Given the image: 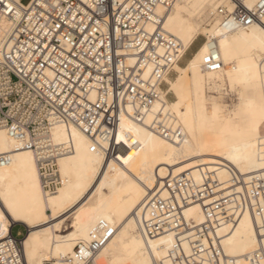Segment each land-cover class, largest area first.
<instances>
[{
	"label": "built area",
	"instance_id": "2783aa9c",
	"mask_svg": "<svg viewBox=\"0 0 264 264\" xmlns=\"http://www.w3.org/2000/svg\"><path fill=\"white\" fill-rule=\"evenodd\" d=\"M175 2L0 0V16L10 22L0 45V127L34 151L46 191L60 183L57 157L74 150L70 143L54 142L51 129L57 123L80 129L91 150L105 159L120 158L138 146L129 137L120 151V121L127 115L141 121L162 100L166 76L186 53L157 13L159 6L168 10ZM214 16L226 30L264 26V0H227ZM202 64L208 71L223 67L215 39ZM148 67L151 71L145 75ZM150 127L167 139L183 137L167 114H157ZM11 159V154L0 153V165ZM230 171L227 187L206 170L200 181L188 171L168 174L137 210L146 236L172 234L168 257L173 264H242L224 251L218 227L233 226L245 211L256 221L259 241L243 264H264V169L247 178L231 167ZM195 202L204 214V221L196 225L184 216V208ZM13 227L0 240V264H27L24 235L14 234ZM115 232L113 223L100 219L90 239L76 245V257L93 264ZM186 239L189 251L183 244Z\"/></svg>",
	"mask_w": 264,
	"mask_h": 264
},
{
	"label": "bare ground",
	"instance_id": "6f19581e",
	"mask_svg": "<svg viewBox=\"0 0 264 264\" xmlns=\"http://www.w3.org/2000/svg\"><path fill=\"white\" fill-rule=\"evenodd\" d=\"M226 1L176 0L171 9L157 8L164 28L178 38L184 52L199 34L207 35V39L185 65L175 63L178 75L175 79L166 76L168 87L162 90V100L141 121L122 117L120 151L125 150L124 141L129 137L137 140L138 146L120 158L105 159L102 153L91 150L89 138L80 129L57 123L51 129L54 142L70 143L74 150L57 157L60 183L54 191H46L34 151L0 127V153L12 156L10 162L0 165V240L14 224L25 225L28 230L22 243L27 264H43L46 256L54 259L52 264H84L76 257L75 247L90 239L100 219L113 223L116 232L94 256L93 264L102 258L109 259L110 264H173L168 257L172 234L146 236L136 216L161 178L188 171L200 181L202 170H206L227 187L230 167L244 178L264 169V26L226 30L214 16ZM207 11L215 19L209 28L204 25ZM9 26V20L0 16V45ZM212 39L224 63L216 71L205 70L202 64ZM150 71L148 67L145 75ZM226 78L249 90L242 96L247 114L241 121H235V112L207 95L206 88L215 87L216 79ZM169 91L176 95L175 100L167 99ZM161 113L182 129L181 139H167L151 129L152 121ZM70 215L72 229L63 234ZM184 216L195 225L204 221L198 202L186 206ZM218 234L224 251L242 264L259 241L256 221L248 211L233 226L220 225ZM183 244L189 251L188 239Z\"/></svg>",
	"mask_w": 264,
	"mask_h": 264
},
{
	"label": "rangeland",
	"instance_id": "374dc122",
	"mask_svg": "<svg viewBox=\"0 0 264 264\" xmlns=\"http://www.w3.org/2000/svg\"><path fill=\"white\" fill-rule=\"evenodd\" d=\"M213 14H211L209 11L206 12V15H204V25L206 27H210L209 23L214 22L215 19L211 18ZM207 39V35L204 34H199L197 38L192 42V44L189 46V48L186 50V53L184 57L182 58V61L179 63L181 66L185 65L188 61V59L193 55L194 51L197 49V47L204 42ZM178 75V71L175 68V70L171 73L169 76L171 79H175L176 76ZM217 84L213 88H206L207 90V95L210 97H214L216 101L224 108L227 109L228 111H233L236 113L234 116L235 121H241L244 119L246 116V110L243 108L241 104L242 96L249 94V90L246 87H243L240 84L237 83H231L227 78L224 81H221L220 79H216ZM168 87V84H167ZM166 87V88H167ZM176 95L169 91L167 93V99L169 101L175 100ZM50 213V211H49ZM73 215H70L66 222L65 225H63L62 228V233H68L72 228H71V221H72ZM13 233L16 235H26L27 233V227L21 223H16L13 225ZM23 236V237H24ZM54 259H52L51 256H46L43 260V264H52ZM99 264H110L109 259L107 258H102Z\"/></svg>",
	"mask_w": 264,
	"mask_h": 264
}]
</instances>
